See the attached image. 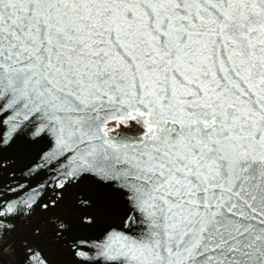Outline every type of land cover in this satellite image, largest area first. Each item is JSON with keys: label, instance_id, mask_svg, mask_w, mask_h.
<instances>
[{"label": "snow or ice", "instance_id": "1", "mask_svg": "<svg viewBox=\"0 0 264 264\" xmlns=\"http://www.w3.org/2000/svg\"><path fill=\"white\" fill-rule=\"evenodd\" d=\"M18 264H264V0H0V236Z\"/></svg>", "mask_w": 264, "mask_h": 264}, {"label": "flooded vegetation", "instance_id": "2", "mask_svg": "<svg viewBox=\"0 0 264 264\" xmlns=\"http://www.w3.org/2000/svg\"><path fill=\"white\" fill-rule=\"evenodd\" d=\"M12 233H4L0 236V264H18V247L14 251V245L18 246L20 239H14Z\"/></svg>", "mask_w": 264, "mask_h": 264}, {"label": "water", "instance_id": "3", "mask_svg": "<svg viewBox=\"0 0 264 264\" xmlns=\"http://www.w3.org/2000/svg\"><path fill=\"white\" fill-rule=\"evenodd\" d=\"M14 239H19V235L16 234V235L14 236Z\"/></svg>", "mask_w": 264, "mask_h": 264}]
</instances>
